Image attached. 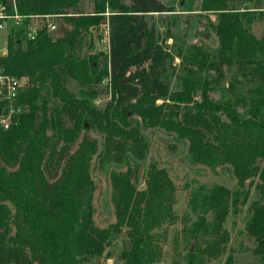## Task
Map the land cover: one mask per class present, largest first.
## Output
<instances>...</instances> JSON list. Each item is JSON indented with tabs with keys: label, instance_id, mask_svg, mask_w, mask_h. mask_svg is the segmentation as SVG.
<instances>
[{
	"label": "trees",
	"instance_id": "1",
	"mask_svg": "<svg viewBox=\"0 0 264 264\" xmlns=\"http://www.w3.org/2000/svg\"><path fill=\"white\" fill-rule=\"evenodd\" d=\"M79 1L0 0L7 12L15 6L19 14H54L59 21L56 35L44 23L27 38L29 18L3 35L0 64L26 82L14 102L23 110L9 127L0 125V264H99L122 234L121 264H153L158 231L175 219L176 187L156 161L144 169L145 186L136 185L148 150L142 129L150 127L187 141L193 163L229 166L236 179L235 189L217 183L190 189L188 206L197 215L190 243L196 248L185 264L220 256L229 239L226 216L247 200L246 183L250 188L254 180L258 196L249 203L245 229L254 254L264 257V35L251 31L263 13L229 5L234 0L204 5L217 12L212 30L218 45L214 51L193 45L179 52L185 64L175 71L172 87L171 48L146 18L171 7L161 0H90L92 11L85 13ZM99 23L107 25L108 51L83 62L81 44ZM105 77L110 100L99 109L92 99ZM69 78L84 91L72 93ZM6 109L0 101V113ZM86 123L101 140L87 134L78 140ZM50 147L60 170L53 180L43 169ZM94 164L112 165L115 221L104 227L93 218Z\"/></svg>",
	"mask_w": 264,
	"mask_h": 264
},
{
	"label": "rangeland",
	"instance_id": "2",
	"mask_svg": "<svg viewBox=\"0 0 264 264\" xmlns=\"http://www.w3.org/2000/svg\"><path fill=\"white\" fill-rule=\"evenodd\" d=\"M161 1L173 10L162 13L154 12L151 15H146V18L154 23L163 45L171 48L172 61L169 62V69L167 70L170 85L174 87L177 83L174 73L175 71L179 72V67L185 64V59H182L181 55L178 54L179 52L185 54L188 50L187 46L191 48L193 45H201L208 51H214L218 45L217 36L212 30V25L217 22V12L213 9H204V5H215L216 0ZM228 3L233 7H249L255 11L254 13H263L264 15V0H234ZM78 6L85 13H91L90 11H92V2L90 0H80ZM104 14H107V12ZM55 18L51 17L48 19L56 24V28L53 31L54 35L57 34L59 22ZM46 21L44 17L34 20L29 18V25L27 27L29 28L32 24L36 23L42 26ZM11 25L10 21H6L5 27L0 34L5 35ZM251 31L257 37L264 35V18L256 20L251 25ZM89 32L90 34L86 36L84 43L81 44L80 57L83 59V62L92 61L93 59L90 57L92 55L104 54L108 51L106 23H99L90 27ZM0 44H4V38L0 39ZM192 67H196L195 64ZM172 68H174V71H172ZM228 76L229 74L227 73L226 79L223 82L224 85L228 84ZM20 78L23 81L26 79L25 76H21ZM107 82L108 79L105 77L95 86L98 94L92 99V103L99 109L104 108L110 100V87ZM67 87L76 95H79L80 91H84V87L73 78L67 80ZM211 95L217 98L218 92H212ZM196 97H198V94ZM139 126L143 127L141 122ZM142 130L147 139L148 150L145 159L138 167L136 185L138 188L145 186L144 169L149 162L156 161L159 166L166 168L176 187L175 202L172 206L175 219L172 223L163 225L158 231L160 250L159 256L153 261V264H185L184 258L187 252L193 251L196 248L194 243H190L192 236L190 228L197 218L196 213L192 212L188 206L190 189L199 184L212 185L215 183L235 189L237 188L236 179L229 166L209 167L202 163H193L187 156V141L178 140L174 134L156 127L143 128ZM83 134L96 138L98 141L101 140V135L95 129L90 128L88 123L81 130L78 140H80ZM51 135L54 141L56 137L52 133ZM75 146L76 143L73 148ZM51 153L50 147L43 163V169L49 180L55 179L60 172L59 168L57 169L55 166L54 161L51 162ZM109 165L101 167L94 164L91 172L95 182L93 218L95 224L101 227L115 221L111 202L112 187L109 178V169L112 165ZM255 182L256 180H254L250 188L246 183L245 190L248 191L247 200L238 205L236 212H229L226 216L224 226L229 239L225 249L219 257L207 258L205 256L201 264H264V257L254 254L253 238L248 235L245 229V223L249 216V203L258 196V192L254 187ZM123 239L124 234L120 235L111 246L107 247L104 254L99 258V264H121L118 255L122 248Z\"/></svg>",
	"mask_w": 264,
	"mask_h": 264
},
{
	"label": "built area",
	"instance_id": "3",
	"mask_svg": "<svg viewBox=\"0 0 264 264\" xmlns=\"http://www.w3.org/2000/svg\"><path fill=\"white\" fill-rule=\"evenodd\" d=\"M44 17L46 21V28L49 31H54L56 28L55 22L52 20H48L51 17H55L54 14H30L24 15L19 14L16 11L15 6L12 8V12H7V8L5 5H0V33L5 27L6 21H10L14 25H22L25 24L26 18L36 19ZM27 22V26H28ZM26 26V37L27 38H34L37 30L41 27L40 24H32L29 28ZM4 38L3 35L0 34V39ZM6 53V42L4 39V44H0V59L2 55ZM26 79L23 81L20 77H15L10 74H7L0 64V101L5 102L7 105L6 111L0 113V125L4 128L9 127L12 123V117L14 114H17L23 110V106L14 103L15 99L17 98L19 92L22 90L23 86L25 85Z\"/></svg>",
	"mask_w": 264,
	"mask_h": 264
}]
</instances>
